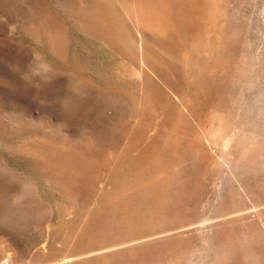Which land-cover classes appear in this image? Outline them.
<instances>
[{"label":"rangeland","instance_id":"obj_1","mask_svg":"<svg viewBox=\"0 0 264 264\" xmlns=\"http://www.w3.org/2000/svg\"><path fill=\"white\" fill-rule=\"evenodd\" d=\"M217 2L209 27L224 29L222 53L235 64L211 98L231 94L236 114L208 110L204 130L203 117L188 130L200 146L186 131L180 155L163 157L180 172L167 191L174 200L162 204L165 181L143 152L164 113L163 102L146 96V78L165 84L127 50L137 33L119 1L0 0V264H264V0ZM141 32L154 43L149 30ZM176 72L169 81H185ZM164 116L173 122V114ZM148 119L152 127L141 122ZM226 161L240 165L230 171Z\"/></svg>","mask_w":264,"mask_h":264},{"label":"bare ground","instance_id":"obj_2","mask_svg":"<svg viewBox=\"0 0 264 264\" xmlns=\"http://www.w3.org/2000/svg\"><path fill=\"white\" fill-rule=\"evenodd\" d=\"M123 11L125 12L126 16L129 18L130 22L132 23V25L134 26L137 36L134 38V41L131 43L129 42L127 45V50L130 51L133 55L135 54V56L137 57V60H139L140 64L143 66L148 67L150 70H152L156 75H158L162 81L165 84V90L162 89L160 87V85H156L151 78H146V85L148 88V93L146 96H150L151 100L153 101V103H160L163 102L164 103V108H162L161 110L169 114H173V122L169 121V118L162 117L164 115V113H162L161 119H163L160 123L159 118L157 116L154 117V119L156 118V120H158L156 123L157 124V128L155 127L154 129H158L157 134H156V138L153 139L154 136H152V138L150 137V140L148 141V143H150V146L147 147V143L146 146L148 149H144V154L145 156H148L149 159L148 160V165L149 167L153 168L154 171L159 172L162 174V179L165 181V183L162 186V190H163V196L160 198V202L162 204H168L172 202V199L174 200L175 198V194L171 195L170 193H168L167 191H169V187L173 185V182L176 180V178L178 177L177 175L179 174L180 171H178V168H170V170H168L169 168H167L164 163H163V157H167L168 153H171V155H169V157L173 156L172 154H176L177 156L180 155V148L184 145H182V138L185 136L183 134L188 133L189 130V126L192 125L191 123H195L197 121L200 120V117L204 118V121L202 123L201 129L204 130V127L206 126L205 124V120L206 118H208V116L206 117V113L209 111H212L210 109H219V110H223L224 112L228 113L230 112L233 108L231 106V108L229 107V97H231V94H229V97L227 99H221L220 100H216L215 98H213L214 100H212L211 95L214 97V95L212 93H215V87H217V84H215L216 82H218L219 80H221V76L222 75H228L231 71L232 66L235 64V57L230 54V53H222V49L225 47V45L228 43V35L226 33L223 32V30H219V31H214L212 32L211 28L209 27V23H211V21H213L215 19V17H217V13L220 12V8L221 6L219 5L220 2H217V0H118ZM113 4V3H112ZM111 5V4H109ZM108 8V7H107ZM103 10V9H102ZM102 16V14H101ZM113 17V16H112ZM97 18V17H96ZM218 18V17H217ZM95 19V18H94ZM103 19V18H102ZM126 19V18H125ZM226 19V18H225ZM228 19V18H227ZM100 20V19H99ZM109 20V19H108ZM107 21V20H106ZM224 21V20H223ZM222 21V22H223ZM226 21V20H225ZM221 22V23H222ZM82 23V22H81ZM122 23V22H121ZM115 24V23H114ZM113 24V25H114ZM223 24V23H222ZM85 25V23H84ZM101 25V24H100ZM109 25V23H108ZM112 25V26H113ZM116 27L119 25L115 24ZM114 25V26H115ZM126 25V24H125ZM224 25V24H223ZM121 26V25H120ZM123 26V25H122ZM127 26V25H126ZM93 27V26H92ZM106 28V26H105ZM104 28V29H105ZM114 28V27H113ZM127 28V27H126ZM131 28V27H130ZM226 28V27H225ZM81 29V28H80ZM88 29V28H87ZM121 31L123 32L122 29L124 28H120ZM119 29V30H120ZM149 30L151 32L152 35H154V43L150 44L147 42V38L145 37V35L143 36V33L141 32L142 30ZM218 29V28H217ZM215 29V30H217ZM108 30L109 27H108ZM117 30V29H116ZM96 31V30H95ZM114 31V29H113ZM213 33V34H212ZM99 34V33H97ZM109 34V32H108ZM125 34L127 35L128 32ZM101 35V34H99ZM102 35H105L102 33ZM111 35V34H110ZM121 35V34H120ZM213 35V36H212ZM117 37V36H116ZM122 37V36H121ZM120 37V39H121ZM132 37V36H131ZM125 38V37H124ZM130 38V36H129ZM132 38H130L131 40ZM129 40V39H128ZM152 42V40H151ZM117 43V42H116ZM121 44V43H120ZM127 51V53H128ZM129 52V53H130ZM122 53V52H121ZM203 55V56H202ZM133 63V62H132ZM136 64V63H135ZM138 65V64H137ZM136 65V66H137ZM142 66V67H143ZM138 67V66H137ZM181 70V72H183V77H185V81H182V79H178L177 82L174 81V83L169 81V75H171L172 73H175L177 70ZM143 70V69H142ZM144 71V70H143ZM149 73V72H148ZM177 73V72H176ZM145 76V75H144ZM174 76V75H173ZM177 77V76H176ZM154 78V77H153ZM180 78V77H179ZM143 79V78H142ZM232 79V78H231ZM172 80V79H171ZM160 82V81H159ZM176 82V83H175ZM237 82V81H235ZM239 82V81H238ZM240 83V82H239ZM159 84V83H158ZM145 85V86H146ZM226 88V86H225ZM218 89V88H217ZM214 91V92H213ZM224 91V90H223ZM228 92V91H227ZM217 93V92H216ZM170 95L175 96L176 99H178V102H176V104H171L169 102V97ZM218 95V93H217ZM222 95V93H221ZM225 95V94H223ZM234 95V94H233ZM232 95V96H233ZM216 96V95H215ZM226 96V95H225ZM148 97H146L148 99ZM217 98V96H216ZM236 98V97H235ZM236 100V99H235ZM140 102L142 100H139ZM145 101V100H144ZM171 101V100H170ZM216 101V102H215ZM147 102V101H146ZM151 102V101H150ZM252 102V101H251ZM137 103V102H136ZM148 103V102H147ZM153 103H151L152 105H149L148 108H152ZM135 105V104H134ZM138 105V103H137ZM142 105V104H140ZM145 105V104H144ZM143 105V107H144ZM237 105V103H235V106ZM240 107V104H238ZM245 105V104H244ZM146 106V105H145ZM138 107V106H137ZM162 107V106H160ZM146 108V107H145ZM153 110H155V108H152ZM151 109V110H152ZM237 109V106H236ZM150 110V109H149ZM148 110V111H149ZM140 111V109H139ZM144 111L146 112V110L144 109ZM144 111H142L143 113H145ZM233 111V114L235 115V111ZM141 112V111H140ZM160 112V111H159ZM175 112V114H174ZM133 113V112H132ZM209 113V112H208ZM147 114V112H146ZM145 114V115H146ZM159 114V113H158ZM133 115V114H131ZM154 116V112L152 114ZM240 114L237 113V117L238 120L240 119L239 117ZM206 117V118H205ZM235 117V116H234ZM233 117V118H234ZM246 117V115H245ZM235 118V119H236ZM132 119V117H131ZM146 119V118H144ZM160 119V120H161ZM235 119L233 121H235ZM138 120V119H137ZM208 120V119H207ZM206 120V122H207ZM236 120L238 123L239 121ZM240 120H244L243 118ZM133 121V119H132ZM235 121V123H236ZM249 121V120H248ZM135 122V121H134ZM137 122V121H136ZM143 123H145L144 127L150 126L152 123L151 119H148L147 121L144 122L141 121ZM241 122V121H240ZM246 125V127L249 125V129L248 131H254L255 130V126H256V122L255 123H247L246 120L243 121ZM234 123V124H235ZM242 123V124H244ZM132 124H134L132 122ZM156 125V124H154ZM242 126V125H240ZM152 127V125H151ZM126 128V127H125ZM129 128V127H128ZM148 129V128H147ZM151 129V128H150ZM193 129V128H192ZM244 130V127H243ZM259 130V129H258ZM130 131V130H129ZM140 131V130H139ZM148 131V130H147ZM154 131V130H151ZM190 131V130H189ZM194 131V130H193ZM246 131V128H245ZM138 132V131H137ZM136 132V135H137ZM241 132V129H240ZM141 133V131H140ZM150 133V132H148ZM156 133V132H154ZM154 133H152L154 135ZM246 133V132H245ZM245 133L242 132L243 135H246ZM251 133V132H249ZM247 133V134H249ZM254 133V132H253ZM190 136H187L189 138H193L191 137L190 132L188 133ZM240 133H237V135ZM127 135V134H126ZM124 135V136H126ZM145 135L148 136V134L145 133ZM183 135V137H182ZM195 135V134H194ZM193 135V136H194ZM140 136V135H139ZM257 136V135H256ZM127 137V136H126ZM143 137V136H142ZM186 137V136H185ZM246 137V136H245ZM259 137V136H257ZM125 138V137H124ZM147 138V137H146ZM242 138V137H241ZM144 139V138H142ZM184 139V138H183ZM188 139V138H187ZM194 139V138H193ZM244 139V138H243ZM255 139V138H254ZM258 143H261V138ZM131 140V139H129ZM141 140V139H140ZM152 140V141H151ZM196 142V139H194ZM193 140V141H194ZM238 140V139H237ZM246 140V139H245ZM125 141V140H124ZM127 141V140H126ZM132 141V140H131ZM138 141V140H136ZM145 140H143L144 142ZM185 141V139H184ZM188 141V140H187ZM244 141V140H243ZM119 142V141H118ZM122 142V141H120ZM141 142V141H140ZM194 142V143H195ZM246 142V141H245ZM250 142V141H249ZM252 142V141H251ZM255 142V141H254ZM124 143V142H123ZM127 143V142H126ZM138 143V142H137ZM243 143V142H242ZM241 143V144H242ZM257 143V142H256ZM116 144V142H115ZM114 144V145H115ZM120 144V143H118ZM117 144V146H118ZM131 144V143H130ZM129 144V145H130ZM184 144V142H183ZM197 144V147L200 146L198 145V143L196 142L195 145ZM244 144V143H243ZM264 145V142L261 143ZM260 144V145H261ZM137 146V144H135ZM135 145H133L135 147ZM189 145H190V141H189ZM255 145V144H253ZM259 144H257L256 148H260L258 147ZM131 146V147H133ZM188 146V145H187ZM244 146V145H243ZM246 146V145H245ZM110 147L112 148V146L110 145ZM109 146L107 148H110ZM114 147V146H113ZM119 147V146H118ZM118 147H116L117 149H119ZM143 147V146H142ZM201 147L204 148V146L201 144ZM262 147V145H261ZM183 148V147H182ZM207 148V147H206ZM205 148V149H206ZM210 148V146H209ZM244 148V147H243ZM253 148V147H252ZM251 148V149H252ZM255 148V149H256ZM264 148V147H263ZM45 149V148H44ZM138 149V148H137ZM187 149V148H186ZM188 149H191L188 147ZM261 149V148H260ZM258 149V152L259 150ZM114 150V149H113ZM112 150V151H113ZM123 150V149H122ZM140 150H142L140 148ZM140 150H137L135 156L137 158V155L139 156ZM185 150V149H184ZM210 150V149H209ZM247 150V149H246ZM245 149L243 151L247 152ZM254 150V148L252 149V151ZM109 151V150H108ZM128 151V150H127ZM132 150H129V152ZM183 151V150H182ZM255 151V150H254ZM262 151V150H261ZM260 151V152H261ZM111 152V151H110ZM116 152V150H115ZM128 152V153H129ZM133 152V151H132ZM135 152V151H134ZM185 152H187L185 150ZM232 152V151H231ZM234 152V151H233ZM242 151H240L238 154H241ZM249 152L250 149H249ZM256 152V151H255ZM257 152V153H258ZM264 153V150L262 151ZM113 153V152H112ZM131 153V152H130ZM142 153V154H143ZM194 153V152H193ZM197 153V152H196ZM199 155L201 154V152H198ZM207 153V152H206ZM244 155L245 153L242 152ZM121 154H123V152H121ZM125 154V153H124ZM127 154V153H126ZM143 154V155H144ZM184 154V153H183ZM205 154V153H204ZM210 154V153H208ZM208 154H205V156L208 157ZM214 154V153H213ZM212 154V150H211V155ZM249 156H251V154L253 155V153H248ZM167 155V156H165ZM192 155V154H191ZM190 155V156H191ZM230 154L228 153V156ZM243 155V156H244ZM128 156V155H127ZM144 156V157H145ZM184 156V155H183ZM198 156V155H197ZM248 155H246L245 157L247 158ZM113 157V156H112ZM141 157V156H140ZM181 157V156H180ZM199 157V156H198ZM220 158H223L222 160L220 159V161L223 164V160L226 158L225 156L223 157L222 155L219 156ZM244 157V158H245ZM254 157V156H253ZM264 157V156H263ZM104 158V157H103ZM133 158V157H132ZM135 158V160H136ZM147 158V157H145ZM168 158V157H167ZM173 158V157H172ZM209 158V157H208ZM230 158V157H229ZM228 158V159H229ZM245 158V159H246ZM251 158V157H250ZM249 158V159H250ZM256 158V157H255ZM260 158V157H259ZM107 159V158H106ZM105 159V160H106ZM134 159V158H133ZM141 159H143V157H141ZM140 159V160H141ZM183 158H181L180 160H182ZM201 159V158H200ZM204 159V158H203ZM206 159V158H205ZM204 159V160H205ZM212 157L209 158L210 161ZM218 159V158H217ZM231 159V158H230ZM234 158H232L231 160H233ZM243 159V158H242ZM261 159V158H260ZM83 160V159H82ZM128 161V159H126ZM130 160V159H129ZM139 160V161H140ZM145 160V159H144ZM166 160V159H165ZM226 160V159H225ZM241 160V159H240ZM248 160V159H246ZM257 160V159H256ZM255 160V161H256ZM66 161V160H65ZM64 161V162H65ZM85 161V160H84ZM125 161V160H124ZM209 161V162H210ZM218 161V160H217ZM243 162V160H241ZM264 161V160H263ZM67 162V161H66ZM132 162V161H131ZM142 162V161H141ZM144 162V161H143ZM186 162V161H185ZM185 162H183L182 164H184ZM213 162V161H212ZM221 162H219L221 164ZM229 162V161H226ZM245 162V160H244ZM243 162V164H244ZM251 162L253 163L252 165H250L251 167H256V164H254V162L251 160ZM249 162L248 165L251 163ZM259 162V161H258ZM68 163V162H67ZM66 163V164H67ZM111 163V162H110ZM117 163V162H116ZM115 163V164H116ZM125 163V162H124ZM129 163V162H128ZM168 163V162H167ZM211 163V162H210ZM225 163V162H224ZM233 163L234 162L233 160ZM264 163V162H263ZM61 164V163H59ZM66 164L64 166H66ZM101 164V163H100ZM123 164V163H122ZM133 164V163H132ZM135 164V163H134ZM145 164V163H144ZM181 163H179L180 165ZM261 164V160L260 163ZM55 165V164H53ZM80 165V164H79ZM121 165V163H120ZM126 165V164H125ZM169 165V163H168ZM172 165V164H171ZM178 165V166H179ZM213 166H215L216 164H212ZM226 165V164H224ZM230 162L228 163V168L231 169L234 167L233 166H229ZM238 166L240 164H237ZM237 165H235V167H237ZM246 165V166H248ZM62 166V165H61ZM69 166V165H68ZM90 166V165H89ZM136 166V164H135ZM241 166H243L241 164ZM116 167H119L118 165ZM115 167V168H116ZM130 167H134L132 165H130ZM234 167V168H235ZM249 167V166H248ZM247 167V169H248ZM264 167V165H263ZM70 168V166H69ZM87 168V167H86ZM106 169L105 167H102V169ZM111 168V166H110ZM121 168V167H120ZM128 168V167H127ZM136 168V167H135ZM139 168V167H138ZM225 168V167H224ZM242 168V167H241ZM257 168V167H256ZM88 169V168H87ZM97 169V168H96ZM101 169V170H102ZM103 169V171H104ZM122 169V168H121ZM129 169L127 170V173L129 172ZM132 169V168H131ZM182 169V168H181ZM214 169V168H211ZM230 171H234L235 169ZM237 169V168H236ZM66 170V169H65ZM71 170V169H70ZM95 170V169H94ZM133 170V169H132ZM136 170V169H135ZM180 170V167H179ZM183 170V169H182ZM239 170V169H237ZM87 171V170H86ZM89 171V169H88ZM123 171V170H121ZM126 172V169L124 170ZM139 171V170H138ZM249 172V169L246 170ZM251 171V169H250ZM92 172V171H91ZM112 172V171H111ZM147 172V171H146ZM184 172V171H183ZM206 172V171H205ZM204 172V173H205ZM210 172V171H209ZM238 172V171H237ZM243 172V170L241 171ZM98 173V172H97ZM121 173V172H120ZM130 173V172H129ZM229 173V172H228ZM239 173V172H238ZM81 174V173H80ZM115 174V173H114ZM135 174V173H134ZM148 174V173H147ZM156 174V173H155ZM206 174V173H205ZM210 174V173H209ZM208 174V175H209ZM231 174V173H230ZM233 176L234 172L232 173ZM231 174V175H232ZM236 174V172H235ZM85 175V174H84ZM83 175V176H84ZM136 175H138V172L136 173ZM135 175V176H136ZM153 175V174H152ZM158 175V174H157ZM207 175V174H206ZM264 175V174H263ZM90 176V175H89ZM114 176V175H113ZM124 176V175H123ZM227 176V174H226ZM238 176V175H236ZM100 177V176H99ZM112 177V176H111ZM126 177V176H125ZM245 177V176H244ZM82 178V177H81ZM84 178V177H83ZM150 178V176H149ZM154 178V177H153ZM112 179V178H110ZM85 180V179H84ZM103 180V178H102ZM127 180V179H126ZM147 180V179H146ZM150 180V179H149ZM244 180V179H243ZM258 180V179H257ZM83 181V180H82ZM93 181V179H92ZM114 181V180H113ZM156 181H158V179H156ZM162 181V180H161ZM180 181V180H179ZM100 182V181H99ZM189 182V181H188ZM187 182V183H188ZM238 184L239 181H237ZM87 183V181H86ZM92 183V182H91ZM90 186H93L94 183L91 184ZM123 183V182H122ZM141 183V182H140ZM153 183V182H151ZM89 184V183H88ZM195 184V183H194ZM193 184V185H194ZM246 184V183H245ZM175 185V183H174ZM183 185V183H182ZM203 185V183H202ZM181 186V185H180ZM236 186V185H235ZM239 186V185H238ZM250 186V185H247ZM254 187V185H252ZM264 186V185H263ZM94 187V186H93ZM121 187V186H119ZM232 187V186H231ZM242 187V186H241ZM139 188V187H138ZM141 188V187H140ZM139 188V190H140ZM180 188V187H179ZM182 188V187H181ZM190 188V187H189ZM199 188V186H198ZM240 189L239 187L236 186V189ZM243 187V190L245 191L246 188ZM200 189V188H199ZM235 189V188H234ZM237 189V190H238ZM249 189V188H248ZM203 190V189H202ZM193 191V190H191ZM190 191V192H191ZM195 191V190H194ZM199 191V190H198ZM206 191H208L206 189ZM239 191V190H238ZM138 193V192H137ZM142 193V192H140ZM162 193V192H161ZM175 193V192H174ZM203 193V192H202ZM235 193V192H234ZM248 193L245 191V194ZM113 194V193H112ZM189 194V192H188ZM199 194V193H198ZM236 194V193H235ZM197 195V194H196ZM184 196V195H183ZM192 196V194H191ZM123 197V196H122ZM125 197V196H124ZM138 197V196H137ZM152 197V195H151ZM154 197V195H153ZM234 197V196H233ZM115 198V197H114ZM146 198V197H144ZM264 198V197H262ZM117 199V198H116ZM233 199V198H232ZM236 199V198H234ZM110 200V199H109ZM118 200V199H117ZM112 201V200H111ZM120 201V198L117 202ZM182 201V200H180ZM236 201V200H235ZM234 201V204L236 203ZM249 201V200H248ZM115 202V201H114ZM137 202V201H136ZM185 202V201H184ZM233 202V201H232ZM112 203V202H111ZM116 203V202H115ZM175 203V202H174ZM240 204V202H239ZM258 205V204H257ZM256 205V206H257ZM151 206V205H150ZM175 206V205H173ZM244 206V205H243ZM252 206V205H251ZM165 207V206H163ZM176 207V206H175ZM238 207V206H236ZM129 208V207H128ZM126 207V210L128 209ZM240 208V207H239ZM179 210V209H178ZM119 211V210H118ZM166 211V210H165ZM120 212V211H119ZM124 212V211H123ZM161 213V212H160ZM158 213V214H160ZM165 213V212H164ZM233 213V211H232ZM171 219V218H169ZM203 221V220H202ZM262 221V220H261ZM193 222V221H192ZM189 223V221H188ZM194 223V222H193ZM197 224V223H196ZM168 225V224H167ZM194 225V224H193ZM192 225V226H193ZM111 226V225H110ZM190 226V225H188ZM100 228V226H99ZM158 231V230H157ZM99 232V231H98ZM156 232V231H155ZM117 234V233H116ZM160 234V233H159ZM157 237V235H155ZM154 237V235H153ZM229 237V236H228ZM227 237V238H228ZM127 238V236H126ZM146 238H149L148 236L145 237L144 239L146 240ZM152 238V237H151ZM237 238V237H236ZM153 239V238H152ZM231 240V238H229ZM239 240V238H237ZM236 239V240H237ZM140 240V239H139ZM141 240L142 237H141ZM143 240V241H145ZM207 240V239H206ZM228 240V239H227ZM229 240V241H230ZM136 240H133L132 242H135ZM138 241V240H137ZM136 241V242H137ZM208 241V240H207ZM178 242V241H177ZM129 243V242H127ZM126 243V244H127ZM230 243V242H229ZM108 244V243H106ZM105 244V245H106ZM132 244V243H131ZM134 244V243H133ZM132 244V246H133ZM148 244V243H147ZM146 244V245H147ZM152 244V243H151ZM228 244V241L227 243ZM100 245V244H99ZM160 245V244H159ZM107 246V245H106ZM105 246V247H106ZM110 246V245H109ZM117 246V244L115 245ZM114 246V247H115ZM179 246V245H177ZM214 246V245H213ZM229 246V245H228ZM101 247V246H100ZM104 247V246H103ZM111 247V246H110ZM121 247V246H120ZM123 247V246H122ZM125 247V246H124ZM169 247V246H168ZM167 247V248H168ZM210 247V246H209ZM99 248V247H98ZM109 248V247H108ZM118 248V247H116ZM157 248V247H156ZM155 248V249H156ZM224 248V247H223ZM158 249V248H157ZM226 249V247L224 248V250ZM100 250V248H99ZM159 250V249H158ZM157 250V251H158ZM209 250V249H208ZM214 250V249H213ZM227 250V249H226ZM138 251V250H137ZM146 251V250H145ZM150 251V250H149ZM155 251V250H154ZM211 251V250H210ZM130 252V251H129ZM225 252V251H224ZM133 253V252H131ZM151 253V252H150ZM226 253V252H225ZM153 255L155 253H152ZM113 255V254H112ZM119 255V254H118ZM128 255V253H127ZM130 255V254H129ZM136 255V254H135ZM146 255V254H145ZM117 256V254H116ZM121 256V255H120ZM124 256V255H122ZM149 256V255H148ZM137 257V256H136ZM184 257V256H183ZM230 256H228L229 259ZM106 258H108L106 256ZM110 259V257H109ZM114 259V258H113ZM128 259V258H127ZM121 261V260H120ZM127 261V260H126ZM175 261V260H174ZM177 261V260H176ZM254 261V260H253ZM145 262V261H144ZM116 264V262H115ZM229 264V263H227Z\"/></svg>","mask_w":264,"mask_h":264}]
</instances>
